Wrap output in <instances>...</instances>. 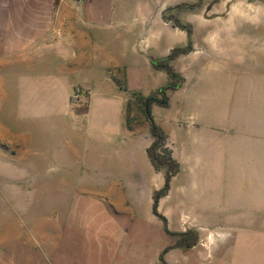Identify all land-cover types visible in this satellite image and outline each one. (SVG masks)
Wrapping results in <instances>:
<instances>
[{"label": "crops", "instance_id": "obj_1", "mask_svg": "<svg viewBox=\"0 0 264 264\" xmlns=\"http://www.w3.org/2000/svg\"><path fill=\"white\" fill-rule=\"evenodd\" d=\"M191 6L203 19L216 7L207 0H0V163L19 170L23 162V176L54 172L47 177L59 179L71 195L67 214L55 219L54 244L39 252L42 263L55 256L54 264H160L173 245L152 211L164 174L147 156L149 125L118 86L125 76L141 79L133 44L158 23L175 29L182 45L206 37L211 42L207 27L200 34L191 25L188 36L164 19L177 9L185 18ZM170 52L167 45L164 53ZM200 107L183 100L179 117L157 122L151 115L179 166L157 213L169 233L192 230L200 241L207 240L202 227L208 216L234 215L225 234H236L237 243L256 224L255 211L264 210V196H255L256 178L264 179V148L255 147L264 141L208 138L207 126L185 118ZM169 219L176 227H168ZM158 221L161 242L152 234ZM173 252L164 254L165 263ZM29 254L22 264H31ZM2 264H16L14 254Z\"/></svg>", "mask_w": 264, "mask_h": 264}, {"label": "rangeland", "instance_id": "obj_2", "mask_svg": "<svg viewBox=\"0 0 264 264\" xmlns=\"http://www.w3.org/2000/svg\"><path fill=\"white\" fill-rule=\"evenodd\" d=\"M207 4H215L216 7L213 13L208 12L206 19L195 15L193 6L190 12H185V18L179 9L166 13L165 18L170 19V24L178 21L190 29L193 25L200 34L205 33L201 26L209 28L212 39L211 42L206 41L207 37L201 42L197 40L195 44L190 42L191 50L188 53L168 62L183 82L180 90L165 92L167 108L157 103L150 104L153 105L151 115L155 121L177 117L180 101L189 100L201 107L190 111L185 118L190 116L192 123L199 124L201 128L207 126L208 138L216 136L224 141L255 139L263 142L264 0H207ZM154 28L152 35L144 33L138 37L133 50H129L127 59H124L129 64L131 52L136 55L141 63L138 65L142 71L141 79L131 80L125 76L119 86L116 82L118 87L123 88L124 85L133 105L139 107L142 114L143 103L133 94L143 100L154 97L160 101L162 95L158 90L172 82L164 70L151 68L149 62L166 58L169 55L164 53L167 45L170 51L186 48L185 44H180V36L172 27L158 23ZM110 82H114V77H110ZM255 148L262 150L264 146ZM115 153V157L121 155ZM19 165L22 169L17 170L8 168L6 162L0 163V264L7 260L8 252L14 254L16 264H22L27 259L24 258L26 252L31 255V264H54L55 256L45 261L43 259L42 263L39 252L47 249V243L54 244L58 229L55 219L67 214L71 195L61 188L59 179L47 177L54 172L42 176H23L24 163L20 162ZM52 165L49 167L53 168ZM255 184V196L262 199L264 195L259 191L264 186V179L257 177ZM173 212L178 213L177 210ZM231 216L234 215L208 216L206 223H202V233H208L206 241H200L192 230L187 232L194 238L187 240L178 236L183 233H170L173 235V245L170 240L168 252L175 251L170 254L173 258L171 264H264V210L255 211L253 230L249 227L247 237L237 243L236 234H225L231 233L227 225L234 218ZM145 220L144 216L143 227L149 229ZM168 225L169 228L176 227V220L169 219ZM153 226V239L161 242V221ZM144 228L143 231H146ZM184 244L194 245L186 248ZM194 246L196 248L193 249ZM77 253L82 261L81 250L78 249Z\"/></svg>", "mask_w": 264, "mask_h": 264}, {"label": "trees", "instance_id": "obj_3", "mask_svg": "<svg viewBox=\"0 0 264 264\" xmlns=\"http://www.w3.org/2000/svg\"><path fill=\"white\" fill-rule=\"evenodd\" d=\"M164 19L170 21V19H167L165 17H164ZM173 26L182 30V31H185L188 36L191 33V29L189 26L181 25L178 21H175L173 23ZM190 50H191V43L188 42L186 48L173 49L170 52V54L166 58H164L163 60L152 61L151 64H152L153 68L164 70L166 72L169 80H172V82L167 83L164 87H162L158 90V93H160L162 95V99L160 101L153 99L154 97L143 100L142 97L133 94V97L135 99H137L143 103V115L145 117L146 122L149 125V131H150L152 143L149 146V148L147 149V156H148L150 163L153 166V168L156 171H162L164 174V185H163L162 189L159 190L158 192H156L153 196L152 211H153V214L163 222V224L165 226L164 227L165 233L170 235V236H173V235L167 231L165 219L157 213V205H158V200L168 192L170 181L178 173L179 166L172 159L171 153H170L169 149L166 147V140H167L166 135L160 129V127H158L155 124L154 120L151 117L150 104L157 103L161 107L167 106V96L165 95V92L168 90H172V91L178 90L180 88V85L183 82L182 78H180L179 75L176 74L173 71V69L168 66V62L172 61L173 59H175L180 54L188 53ZM178 236L182 237L184 239L186 238V240L188 238L193 237L190 232H186V233L180 234ZM193 245L194 244H192V246ZM192 246H190L189 244L188 245L184 244V247H186V248H190ZM170 248L171 247L166 248L161 253L160 258H159L160 264H166L163 260V256Z\"/></svg>", "mask_w": 264, "mask_h": 264}, {"label": "built area", "instance_id": "obj_4", "mask_svg": "<svg viewBox=\"0 0 264 264\" xmlns=\"http://www.w3.org/2000/svg\"><path fill=\"white\" fill-rule=\"evenodd\" d=\"M74 1H80V0H74ZM79 91H74L72 94V101H76L78 99Z\"/></svg>", "mask_w": 264, "mask_h": 264}]
</instances>
